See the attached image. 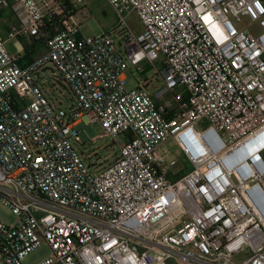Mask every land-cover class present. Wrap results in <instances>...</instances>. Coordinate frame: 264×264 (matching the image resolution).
I'll return each instance as SVG.
<instances>
[{
  "label": "built area",
  "instance_id": "1",
  "mask_svg": "<svg viewBox=\"0 0 264 264\" xmlns=\"http://www.w3.org/2000/svg\"><path fill=\"white\" fill-rule=\"evenodd\" d=\"M70 1L63 13L60 0H0L6 38L46 50L20 66L0 36V203L16 216L0 222V264L41 243L40 264H264V0H105L118 25L93 37L78 29L84 0ZM122 8L141 32L120 29ZM243 17L259 34L230 19ZM156 62L162 90L125 89L129 65ZM48 65L73 96L67 111L38 83ZM81 123L123 140L111 164L75 149ZM170 138L191 168L174 180L176 161L156 152Z\"/></svg>",
  "mask_w": 264,
  "mask_h": 264
},
{
  "label": "rangeland",
  "instance_id": "2",
  "mask_svg": "<svg viewBox=\"0 0 264 264\" xmlns=\"http://www.w3.org/2000/svg\"><path fill=\"white\" fill-rule=\"evenodd\" d=\"M8 9H5L7 12ZM120 15L123 17V25L121 28H127L131 33L138 34L142 30V25L135 12L129 8L120 9ZM79 33L83 37H93L117 27L118 16L111 9L105 0H84V5L80 8ZM234 26L238 30L248 29L254 35L259 34L257 24L251 23L247 18H241L240 22H235L230 18ZM113 34V33H112ZM6 48L12 57H17V53L13 48V40L7 39ZM162 69L159 62L152 67H145L143 74H138L133 66L129 65L125 72V89L133 90L138 84L144 82L143 89L153 95L155 92L164 88V82L158 72ZM45 97L65 111L74 104V99L69 90L62 83L57 73L53 71L51 65L42 72V77L38 80ZM176 92H182L180 87L175 89ZM163 98L173 102L170 93H166ZM198 128L205 129L207 123L202 121L197 124ZM78 137L75 140V149L82 155L87 164L93 165L96 169L104 168L111 164L117 157L119 147L123 140L118 138L112 140L107 137L105 131L100 124L85 125V123L76 126ZM157 154L166 158L167 161H176V166L172 167L167 173L188 172V162L185 160L183 153L180 151L175 141L170 138L162 143L156 150ZM170 177V176H169ZM171 179V178H170ZM0 222L7 226H12L16 222V216L12 211L0 203ZM51 257V251L45 243H41L36 249L29 252L22 260V264H40ZM245 259L244 253L234 255L233 261L241 263ZM169 264H183L178 261H169Z\"/></svg>",
  "mask_w": 264,
  "mask_h": 264
},
{
  "label": "crops",
  "instance_id": "3",
  "mask_svg": "<svg viewBox=\"0 0 264 264\" xmlns=\"http://www.w3.org/2000/svg\"><path fill=\"white\" fill-rule=\"evenodd\" d=\"M12 23H14V18L10 13V11L7 10V12H5V10H0V36L5 39V48L7 43L6 32L10 24ZM21 40H23V42H26L28 44V38L26 37L13 40V48L17 53L18 64L20 66H26L33 59L43 55L46 51L44 45H40L38 48H36V50L29 47L27 50H24L23 45L20 43ZM182 173H185L184 170H181L180 172H173L170 174L168 172L167 177L169 180H174L178 175H181Z\"/></svg>",
  "mask_w": 264,
  "mask_h": 264
},
{
  "label": "trees",
  "instance_id": "4",
  "mask_svg": "<svg viewBox=\"0 0 264 264\" xmlns=\"http://www.w3.org/2000/svg\"><path fill=\"white\" fill-rule=\"evenodd\" d=\"M60 6L63 9V13H67L73 10V5L70 0H60ZM57 25H58L57 22L55 23L47 22L45 24L43 31L48 34L47 36H51L53 34L52 32L53 29ZM20 43L23 45L24 50H27L28 47L36 50V48H38L40 45L45 46V40L40 39V38H35V37L28 38V44L26 42H23V40H21Z\"/></svg>",
  "mask_w": 264,
  "mask_h": 264
}]
</instances>
